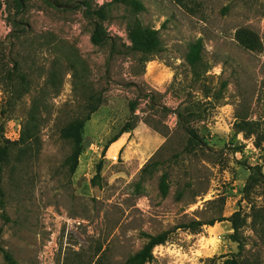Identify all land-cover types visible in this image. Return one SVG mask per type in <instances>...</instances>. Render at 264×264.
<instances>
[{
    "label": "rangeland",
    "instance_id": "374dc122",
    "mask_svg": "<svg viewBox=\"0 0 264 264\" xmlns=\"http://www.w3.org/2000/svg\"><path fill=\"white\" fill-rule=\"evenodd\" d=\"M98 97L71 172L62 129ZM241 120L264 135V0H0V245L18 264H130L165 234L145 264H264V184L244 193L264 141ZM239 210L243 249L230 221L179 227Z\"/></svg>",
    "mask_w": 264,
    "mask_h": 264
},
{
    "label": "trees",
    "instance_id": "16d2710c",
    "mask_svg": "<svg viewBox=\"0 0 264 264\" xmlns=\"http://www.w3.org/2000/svg\"><path fill=\"white\" fill-rule=\"evenodd\" d=\"M139 7L140 4H138ZM157 30L152 29H144L141 30L138 33L137 37V44L141 46V48H154L158 43V37H157ZM110 36L107 34L105 28L102 25H99L98 23H94V29L91 36L92 42L97 45H103L106 42L110 40ZM202 50V42L201 40L193 43L191 45L190 53H189V59L191 61V64H194L197 60L200 58V52ZM103 99L101 97H98V99H92V101L88 104V113L84 118L76 119L72 122H70L67 126H65L62 129V135L69 139L73 145V150L71 155L68 158V161L70 162V169L71 172H75L78 164H79V158L84 151L83 146V134H84V128L87 123L91 119V116L93 113H95L99 106L101 105ZM132 112L135 110V105L132 104L131 106ZM238 132H242L247 138H251L253 136L256 137V146L259 147L262 145L264 141V135H261L259 133V126L260 124L258 122L254 121H247V120H241L237 124ZM135 125L132 122H127L120 133L116 135L114 138H112L108 144L106 145V148L109 147V145L116 142L123 133L128 132L130 130H133ZM187 134L189 135V139L194 142H199V135L198 133L191 127L185 128ZM8 146H5L3 148H0V163L4 161L8 154ZM249 169L251 170V173L247 179L244 193L246 196H249L251 193V190L255 188L256 186H260L264 184V173L262 172V167L259 165L256 166H250ZM2 171V166L0 164V172ZM163 193H167L168 191V185L165 176L162 180L161 185ZM264 211V208H259L256 212L258 214L260 211ZM254 214V217L257 218V215ZM230 221L232 224V228L234 232L230 235V239H232L234 242H237L239 245V249L244 248V243L242 242L241 237V230L246 224V218L242 215L241 210L234 212L229 217H223L221 219L212 220L210 222H205L202 220H194L191 221L188 224H182L179 227L186 228V229H192L194 232L200 231V229L204 225H214L216 221ZM148 242L145 244V246L136 253L133 257L129 259L130 264H145L151 257L152 252L155 246L161 244L165 240V234L162 235H147ZM0 251L3 253L5 264H18L13 255L8 252L4 247L0 245ZM223 264H247L246 262L240 260L236 256H232L228 259H226Z\"/></svg>",
    "mask_w": 264,
    "mask_h": 264
}]
</instances>
